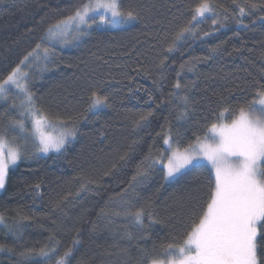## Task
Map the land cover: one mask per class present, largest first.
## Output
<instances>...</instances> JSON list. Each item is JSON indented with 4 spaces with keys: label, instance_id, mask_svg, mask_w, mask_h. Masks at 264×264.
Instances as JSON below:
<instances>
[{
    "label": "trees",
    "instance_id": "trees-1",
    "mask_svg": "<svg viewBox=\"0 0 264 264\" xmlns=\"http://www.w3.org/2000/svg\"><path fill=\"white\" fill-rule=\"evenodd\" d=\"M198 2L121 0L124 11L138 16L136 21L121 19L104 29L93 27L79 40L56 45L46 68L30 82L36 105L50 117L67 118L83 112L90 90L103 81L101 94L109 97L110 106L81 121L63 153L24 158L10 169L0 189V216L4 217L0 264H53L56 256L49 261L20 255L26 249L53 246L50 237L59 241L57 256L73 246L69 264H148L161 256L162 244L182 237L192 209L206 202L209 184L214 182L202 163L169 181L159 167L153 169L137 186L138 195L129 191L123 196L132 211L145 210L142 227L123 214L102 212L123 213L120 194L137 164L150 151L155 156L166 147L163 140L169 131L174 138L180 133L184 147L196 136L203 138L222 109H238L258 100L255 94L264 87V20L260 19L264 11L259 9L240 17L234 0H214L222 26L212 25L218 17L210 16L195 26L194 36L188 35L167 52ZM235 2L244 6L250 0ZM251 2L264 7V0ZM79 3L0 0V80L35 47L50 24L71 14ZM210 48L217 50L210 52ZM177 81L179 89L174 87ZM5 101L0 100L2 130L7 129L9 140L17 136L19 142L24 133L8 126L20 119V110L13 107V100L7 101L10 107ZM147 112L153 115L136 128L134 122ZM181 113H186L183 119ZM231 119L227 114V122ZM133 140L137 141L134 151L120 161ZM24 149L32 152L31 140ZM82 178L94 181L89 191L79 192ZM18 220L22 226L16 229ZM257 246L264 264V233L258 236Z\"/></svg>",
    "mask_w": 264,
    "mask_h": 264
},
{
    "label": "snow or ice",
    "instance_id": "snow-or-ice-1",
    "mask_svg": "<svg viewBox=\"0 0 264 264\" xmlns=\"http://www.w3.org/2000/svg\"><path fill=\"white\" fill-rule=\"evenodd\" d=\"M234 5L240 17L256 9L264 11V7L251 0L244 6L234 0ZM97 14L100 16L99 21L95 19ZM210 16L218 17L212 20V25L222 26L219 14L215 11L214 0H199L192 9L191 19L175 33L167 52L174 51L177 42L183 41L188 35L194 36L197 31L195 26ZM117 19L131 23L136 21L138 16L131 10L124 11L121 0H80L71 14L50 24L35 47L3 80H0V97L7 100V93L11 92L13 87L16 94L23 97L18 106L13 105L20 110V119H13L8 127L24 133L30 121V135L24 136L23 141L24 145H27L31 140L33 146L32 152L28 153L21 144L16 143L17 136L9 140L6 132L0 134V189L5 187L10 169L22 159L33 158L41 153H63L66 145L76 137L80 122L86 121L90 113H97L101 107L110 106L109 97L101 94L104 84L102 81L100 85L90 90L83 112L67 118L59 115L50 117L36 105L34 95L26 83L29 73L23 71V68H30L33 63L46 66L55 54L57 43L70 44L88 35L89 29L93 27L99 29L102 25L112 24ZM260 19L264 20V16ZM242 22L238 20V23ZM203 35L208 36L210 33L203 32ZM216 50L209 49L210 52ZM183 67L184 65H181V68ZM174 87L180 88L179 81ZM255 95L258 100L254 99L246 106L222 109L208 126L203 138L196 136L195 140L184 147L180 146L182 143L180 133L177 132L174 138L169 131L163 140L166 147H162L155 156L150 151L137 164L128 187L120 194L121 202L125 206L123 213L102 212L105 216L123 214L142 227L145 210L132 211L129 202L123 200V196L129 191L138 195L137 186L143 183L153 169L159 167L163 172V179L172 180L198 166L199 161H206L214 177V182H210L208 187L206 202L192 209L191 222L182 237L173 238L172 242L162 244L161 256L151 258L149 264H260L257 239L264 233V87L258 89ZM149 99L151 100V96ZM184 100L187 104V97ZM227 114L232 115L230 122H227ZM152 115V112L140 115L134 126L136 128L144 126ZM185 115L186 113H181L179 118L183 119ZM136 143L137 141L133 140L129 144L128 150L120 156V161L129 159ZM115 167L113 164V168ZM110 171L105 175H109ZM82 180L79 192L89 191V186L94 181L83 178ZM148 215L151 218V213ZM3 221L4 217L0 216V223ZM21 226V222L16 221V229ZM49 239L53 246L45 245L39 250L26 249L20 255L49 261L56 256L53 264H69L73 246H69L57 256L59 241L54 237ZM77 243L79 241L73 242ZM2 250L4 245H0V251Z\"/></svg>",
    "mask_w": 264,
    "mask_h": 264
},
{
    "label": "rangeland",
    "instance_id": "rangeland-1",
    "mask_svg": "<svg viewBox=\"0 0 264 264\" xmlns=\"http://www.w3.org/2000/svg\"><path fill=\"white\" fill-rule=\"evenodd\" d=\"M98 16H99V14H97ZM96 15V16H97ZM121 19H117L116 21H114L112 24H106V25H102L101 27H100V29H104L105 27H107L108 25L109 26H111V25H115V24H117L118 23V21H120ZM63 45H68V44H59V43H57V46H63ZM48 63V62H47ZM46 68V66L45 65H43V64H35V63H33L32 64V66L29 68V67H25V68H23V71H25V72H28L29 74H28V77H27V80H26V83H27V85H28V89H29V91H30V82H31V80H32V78L33 77H36L37 75H39V74H41V71H43L44 69ZM7 101H9V102H11V100H13L14 101V103L18 106L19 104H20V101L23 99V97L22 96H20V95H17L16 94V89L13 87V89H12V91L11 92H9V93H7ZM4 98H2V97H0V100H3ZM5 100V99H4ZM7 101H5V102H7ZM3 102V101H2ZM9 102H7L8 103V105H9V107H10V103ZM0 117H2V116H0ZM19 131V130H18ZM6 132V131H5ZM5 132L2 130V127H1V121H0V134H5ZM30 132H31V123H30V121L28 122V128H27V131L26 132H24V135H23V137L24 136H27V135H30ZM8 132H6V134H7ZM19 134H21L20 132H19ZM23 137L21 138V140L19 141V142H16L17 144H21L23 147L24 146H26V145H24V141H23ZM8 138V137H7ZM9 139V138H8ZM49 154V153H48ZM39 155H41V156H44V155H47V154H44V153H41V154H39ZM198 163H202V164H205V165H207V163H206V161H203V160H201V161H199ZM208 166V165H207ZM209 167V166H208ZM166 181H169V180H166ZM148 264H149V262H148Z\"/></svg>",
    "mask_w": 264,
    "mask_h": 264
}]
</instances>
